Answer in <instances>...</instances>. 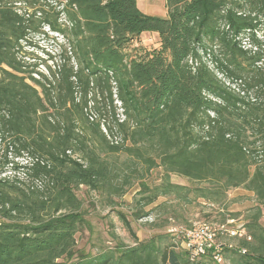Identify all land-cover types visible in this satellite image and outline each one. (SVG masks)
<instances>
[{
  "label": "trees",
  "instance_id": "obj_1",
  "mask_svg": "<svg viewBox=\"0 0 264 264\" xmlns=\"http://www.w3.org/2000/svg\"><path fill=\"white\" fill-rule=\"evenodd\" d=\"M166 7L159 17L138 0H0V142L29 158L12 161L13 175L10 161L0 166V264H214L211 256L190 260L182 233L170 229L193 226L185 206H224L239 187L255 194L242 224L251 239L239 241L245 252L224 256L264 264V0H166ZM45 26L68 30L78 65L64 58L49 77H31L41 95L21 74L19 52ZM144 32H156L159 46H134ZM91 102L111 120L91 119ZM135 184L131 215H154V232L141 239L115 209L133 244L77 248L92 224L76 189L112 206ZM219 215L226 223L240 214Z\"/></svg>",
  "mask_w": 264,
  "mask_h": 264
},
{
  "label": "rangeland",
  "instance_id": "obj_2",
  "mask_svg": "<svg viewBox=\"0 0 264 264\" xmlns=\"http://www.w3.org/2000/svg\"><path fill=\"white\" fill-rule=\"evenodd\" d=\"M139 8L149 14L159 17L167 16V7L166 0H140L138 3ZM62 27L67 29L69 26L66 18L60 20ZM68 30L64 33L52 31L49 27L45 26L42 31L32 33L29 35V38L22 42L20 48V58L24 61L25 72L21 73L26 77V81L29 84L35 86L38 91L42 94V87L35 83L31 77L37 79H43L49 77L51 70H54L55 67L60 63L64 58L67 60L70 57V64H73L76 68L77 58L71 45L68 41ZM258 35L261 38H264V29L258 32ZM241 43L246 48H251L252 44L248 40L247 35L242 34L240 36ZM65 43V44H64ZM134 46L143 47L144 49H150L159 46V36L156 32H144L139 38L134 42ZM132 55L135 54V51L130 49ZM220 76H222L220 74ZM227 81V80H226ZM114 92H116L114 90ZM92 96V95H91ZM89 96V97H91ZM114 102L117 105L118 115H122V108L120 101L114 95ZM100 104L104 105V101L100 99ZM88 115L91 119H99L100 116H104L96 111L92 106L93 102L89 105ZM106 119L111 120V113H106L104 116ZM104 131L106 130L105 125H102ZM7 141L0 142V166L10 161L8 164H5V170L7 174L13 175L14 173L12 167V161H20V163H26L29 159L27 156L15 157L12 148L7 150L6 147ZM77 157V154H74ZM125 155H122L121 158H124ZM19 177H23L24 174L22 171L18 172ZM173 181L180 183H187L185 179H182L178 176L172 177ZM31 184V183H30ZM139 186L135 184L130 188L122 199L119 200L118 205L113 204L112 206H105L103 202L105 199L95 191H90L86 187L81 186L79 189H76L78 197L83 201L84 209H86V217L92 224L91 229H85L83 233L77 235V248H83L89 252H96L102 247L115 246L118 243V239H122L127 244H133V237L131 236L129 230L124 224L123 220L119 217L118 212L115 209L126 212V217L131 221L134 231L137 235L144 239L149 237L152 230L151 224L153 223L154 215L149 216L147 219L135 220L131 211L137 206L135 203V198L138 194ZM227 204L224 206H201L195 205L191 207H186V217L188 218L189 223L192 225H197L203 222H219L221 216L219 211H233L238 212L239 217L235 222V225L241 227L243 224L244 215L248 209H250L255 204V194L252 191H249L245 188L239 187L232 190L228 194ZM219 207V210H218ZM212 212L211 217H203L205 212ZM261 222L264 224V216L261 218ZM201 260V259H200ZM207 260V259H205ZM227 260V259H226ZM213 262V261H212ZM214 264H230L229 261L223 263L213 262Z\"/></svg>",
  "mask_w": 264,
  "mask_h": 264
},
{
  "label": "built area",
  "instance_id": "obj_3",
  "mask_svg": "<svg viewBox=\"0 0 264 264\" xmlns=\"http://www.w3.org/2000/svg\"><path fill=\"white\" fill-rule=\"evenodd\" d=\"M235 219H229L226 223L203 222L192 227H172L170 231L182 233V246L189 253L190 260L196 261L205 256H211L217 263L226 262L224 251L240 250L241 239L250 240L251 237L242 227L235 225Z\"/></svg>",
  "mask_w": 264,
  "mask_h": 264
},
{
  "label": "crops",
  "instance_id": "obj_4",
  "mask_svg": "<svg viewBox=\"0 0 264 264\" xmlns=\"http://www.w3.org/2000/svg\"><path fill=\"white\" fill-rule=\"evenodd\" d=\"M140 0H138V3H139Z\"/></svg>",
  "mask_w": 264,
  "mask_h": 264
}]
</instances>
